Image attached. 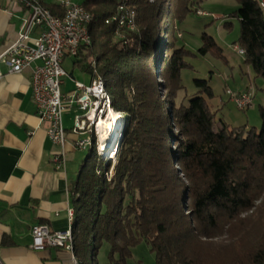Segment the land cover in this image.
<instances>
[{
	"label": "trees",
	"instance_id": "1",
	"mask_svg": "<svg viewBox=\"0 0 264 264\" xmlns=\"http://www.w3.org/2000/svg\"><path fill=\"white\" fill-rule=\"evenodd\" d=\"M235 46L264 81V11L261 0H236ZM44 5L62 17L57 4ZM93 17L92 45L73 58L75 69L101 77L117 112L126 115L116 161H98L72 191L75 256L98 264H129L146 242L156 264H264V108L262 128L214 126L210 81L194 79L185 92L183 72L193 54L178 47V23L196 13L192 0H85ZM124 5L136 28L107 21ZM129 7V8H128ZM231 23L226 24L230 29ZM199 53L227 63L204 33ZM96 65L92 67V63ZM94 155L99 160L97 150Z\"/></svg>",
	"mask_w": 264,
	"mask_h": 264
},
{
	"label": "crops",
	"instance_id": "2",
	"mask_svg": "<svg viewBox=\"0 0 264 264\" xmlns=\"http://www.w3.org/2000/svg\"><path fill=\"white\" fill-rule=\"evenodd\" d=\"M42 2L51 4L53 0ZM24 15L15 0H0V56L17 40ZM247 67L248 83L242 78L235 94L253 90L256 98L264 87ZM73 69L64 78V94L72 91L76 82H92L74 64ZM3 70L7 71L5 67ZM32 80L30 69L0 79V264H74L72 253L64 249L35 251L32 227L42 224L54 232H65L71 225L72 191L80 177L75 181L83 161L79 154L84 153L75 147L76 140L83 136L72 132L78 113L69 110L73 112L69 116L71 127L63 117L68 140L62 147L54 145L47 135L48 125L41 123L37 115ZM60 153L65 156V166L57 170L55 157Z\"/></svg>",
	"mask_w": 264,
	"mask_h": 264
},
{
	"label": "built area",
	"instance_id": "3",
	"mask_svg": "<svg viewBox=\"0 0 264 264\" xmlns=\"http://www.w3.org/2000/svg\"><path fill=\"white\" fill-rule=\"evenodd\" d=\"M24 10L21 32L7 50L0 56V79L6 74H21L25 70L32 71V92L37 115L41 123L47 124V135L56 146H64L68 140V131L64 126L63 116L76 109L72 132L83 136L75 142L76 149L85 150V139L89 125L98 126L95 122L94 103L98 98L96 75L93 68V79L90 84L76 82L69 93L64 94L62 85L67 72L64 62L68 57L75 58L85 43L82 36L81 23L83 18L79 15V4L74 0H58L59 6L66 9V17L61 21L47 19L43 13L37 11L35 0L33 3H23L15 0ZM121 7H118V12ZM198 16H209L202 10H197ZM110 19L107 23H109ZM118 32H122L118 28ZM236 51L245 56V51L236 47ZM3 67L7 69L5 72ZM93 67V64H92ZM228 95L239 110L250 108L255 99L253 90L236 95L228 90ZM105 113V123L111 124L108 108ZM106 134L101 136V145L106 141ZM56 169L65 166V156L60 153L55 157ZM70 218V211H69ZM67 231L54 232L47 225L32 227V248L35 251H45L50 248H60L68 251Z\"/></svg>",
	"mask_w": 264,
	"mask_h": 264
},
{
	"label": "rangeland",
	"instance_id": "4",
	"mask_svg": "<svg viewBox=\"0 0 264 264\" xmlns=\"http://www.w3.org/2000/svg\"><path fill=\"white\" fill-rule=\"evenodd\" d=\"M84 1L85 0H74V3L83 4ZM192 1L194 2L195 9L205 11L209 14V16H198L196 13H192L189 14L184 21L178 23L177 25L178 36L181 34V37L178 40V47L180 48L185 46L187 50H190L193 54H195L187 58V61L194 69L183 72L185 92L181 94V98L187 97V99L190 100L195 96L197 89L193 84L194 79L208 80L210 81L215 93L213 105L216 110V117L214 119V126L216 129H219L222 126V123H225L230 128H240L245 126L248 129L254 128L256 131H260L262 128L260 110L261 108H264V90L257 92L254 100L255 102H253L254 105L252 104L250 108L244 111L239 110L236 107L227 93L228 88L233 93H236L238 83L241 82L242 78L247 83L249 80V70L245 64L244 58L234 51L235 41L238 40L240 35V25L239 21L231 15L238 9L239 4L236 0ZM228 23L232 24L230 29L226 27V24ZM121 29L129 30L127 28ZM204 33L213 37L217 44L223 49L227 63L213 57L210 54L203 56L199 53V49L203 45L202 35ZM119 37L123 38V34L119 33ZM228 60L230 62V66L228 65ZM64 69L69 75L74 71L73 58L68 57L66 59ZM89 76L93 79L92 75ZM260 81L264 87V81L262 79H260ZM112 109L116 111L114 106ZM123 115V117L127 120L126 115ZM69 116H73L72 111L66 112L63 117L65 122L67 121L66 124L71 127L72 123H69ZM125 127L126 125H121V128H123V135ZM120 139H123V137L117 138L119 144L118 150L121 146ZM103 144L105 146L107 142L105 141ZM79 158L83 161L80 164L75 181L81 174L91 169L96 161H98L99 167H103L106 161L112 160L115 162L117 157H115L114 160H107L99 155V160H97L94 155V151L88 150L79 154ZM104 160L105 162H103ZM109 249L108 244H105V246L101 249L98 256V264H108ZM129 264H156V257L151 252L150 246L146 242H143L133 249V257L129 261Z\"/></svg>",
	"mask_w": 264,
	"mask_h": 264
},
{
	"label": "bare ground",
	"instance_id": "5",
	"mask_svg": "<svg viewBox=\"0 0 264 264\" xmlns=\"http://www.w3.org/2000/svg\"><path fill=\"white\" fill-rule=\"evenodd\" d=\"M22 1L23 3H33V0H22ZM53 3L59 5L58 0H53ZM35 6H37V11L39 13H43L44 17H46L47 19H54V21H61V17L55 16L43 4L42 0H35ZM260 6L264 11V0L260 1ZM120 7L121 10H119V13L115 17H113L109 22L116 23V25H118L120 28H127L129 30H134L136 14L133 11L127 10L124 5H121ZM63 10H64V15L62 17H66V9ZM79 15L80 17L83 18V23H81L83 40L85 46L89 47L92 45L90 27L92 25L93 17L80 4H79ZM92 64L95 66L96 62H93ZM96 86L99 96L98 98H96V103H94V116H95V122H98L99 127L96 128V125H89V130H87V134H89L90 136L85 139V150L83 151L97 150V153L100 155V157H103L104 159L106 158L107 160L109 159L114 160L115 157H117L119 151L118 150L119 144L117 138L123 137V132H122L123 128H121V125H126V119L125 117H123L124 115L122 113L114 111L112 109L113 108L112 96L109 93L106 84L101 77H96ZM107 108L109 113V120L112 121L111 124L108 122L105 123L104 111H106ZM107 129H108L106 135L107 144L104 146V144L101 145V136H99V134H106ZM73 224L74 222L72 219L71 225L67 230V235H68L67 248H68V252L72 253L74 257V264H81L75 256V239L73 235Z\"/></svg>",
	"mask_w": 264,
	"mask_h": 264
},
{
	"label": "water",
	"instance_id": "6",
	"mask_svg": "<svg viewBox=\"0 0 264 264\" xmlns=\"http://www.w3.org/2000/svg\"><path fill=\"white\" fill-rule=\"evenodd\" d=\"M122 139H120V145L122 144V141H121Z\"/></svg>",
	"mask_w": 264,
	"mask_h": 264
}]
</instances>
